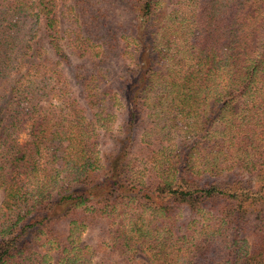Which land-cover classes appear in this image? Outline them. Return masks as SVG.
Returning <instances> with one entry per match:
<instances>
[{
	"label": "trees",
	"instance_id": "16d2710c",
	"mask_svg": "<svg viewBox=\"0 0 264 264\" xmlns=\"http://www.w3.org/2000/svg\"><path fill=\"white\" fill-rule=\"evenodd\" d=\"M121 1L0 0V264H264V0Z\"/></svg>",
	"mask_w": 264,
	"mask_h": 264
},
{
	"label": "rangeland",
	"instance_id": "374dc122",
	"mask_svg": "<svg viewBox=\"0 0 264 264\" xmlns=\"http://www.w3.org/2000/svg\"><path fill=\"white\" fill-rule=\"evenodd\" d=\"M123 3L124 2L119 0V3H117L116 8L113 9L112 15H113V19H115V21H120L123 26H127V22H129V19H131V17H130V15H127L124 13L123 9H124L125 5H123ZM119 65H120V63H119ZM119 65H114L112 70L117 74V76H122L123 73L120 74L121 67ZM125 75L126 74H124V76ZM118 78L115 77L112 79L111 82L113 83V85H117ZM74 93H76V95L78 97L80 96V93L78 90H76ZM113 111H116L115 112L116 119L113 122V127L115 128L118 125H120V126L124 125V123H125V111H124V109L115 108ZM116 141L120 143L121 139L117 137ZM99 143H100V145H99L98 149L100 150L101 156H103V157H106L109 153L116 150V145H114V142L112 141L110 136H108L106 139L99 140ZM1 200H2V195L0 193V203H1ZM98 236L99 235H98L97 231L96 232L92 231L91 233L87 234L84 237V241H86L87 244L92 245L99 238ZM137 264H146V262H145L144 258H142L141 256H137Z\"/></svg>",
	"mask_w": 264,
	"mask_h": 264
}]
</instances>
